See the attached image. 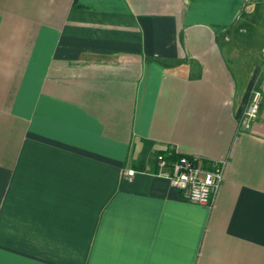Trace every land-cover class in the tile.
I'll use <instances>...</instances> for the list:
<instances>
[{
	"label": "crops",
	"instance_id": "1",
	"mask_svg": "<svg viewBox=\"0 0 264 264\" xmlns=\"http://www.w3.org/2000/svg\"><path fill=\"white\" fill-rule=\"evenodd\" d=\"M262 54L264 0H0V264H264Z\"/></svg>",
	"mask_w": 264,
	"mask_h": 264
},
{
	"label": "built area",
	"instance_id": "2",
	"mask_svg": "<svg viewBox=\"0 0 264 264\" xmlns=\"http://www.w3.org/2000/svg\"><path fill=\"white\" fill-rule=\"evenodd\" d=\"M260 98L261 93L257 89L250 91L243 110L246 127L259 112ZM155 161L157 167L155 174L166 178L184 200L212 205L223 180L225 161L206 160L199 156H183L176 160H168L163 154H157ZM134 173V169H127L124 174L126 179L130 180Z\"/></svg>",
	"mask_w": 264,
	"mask_h": 264
},
{
	"label": "trees",
	"instance_id": "3",
	"mask_svg": "<svg viewBox=\"0 0 264 264\" xmlns=\"http://www.w3.org/2000/svg\"><path fill=\"white\" fill-rule=\"evenodd\" d=\"M158 153H162L165 156V158L168 160H176V159L183 157L182 155L176 154L169 150H162V151H159Z\"/></svg>",
	"mask_w": 264,
	"mask_h": 264
},
{
	"label": "rangeland",
	"instance_id": "4",
	"mask_svg": "<svg viewBox=\"0 0 264 264\" xmlns=\"http://www.w3.org/2000/svg\"><path fill=\"white\" fill-rule=\"evenodd\" d=\"M259 65H260V69L262 70L263 68H264V54H262V56H261V58H260V60H259ZM260 70V71H261ZM252 89H254V87L252 88ZM251 89V90H252ZM256 89V88H255ZM250 94V93H249Z\"/></svg>",
	"mask_w": 264,
	"mask_h": 264
}]
</instances>
